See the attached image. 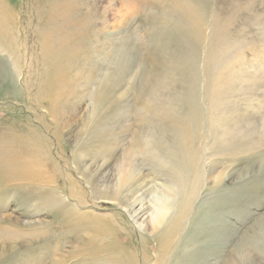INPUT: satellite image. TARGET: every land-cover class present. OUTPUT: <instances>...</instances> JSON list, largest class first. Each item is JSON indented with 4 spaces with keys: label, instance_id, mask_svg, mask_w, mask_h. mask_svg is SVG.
I'll use <instances>...</instances> for the list:
<instances>
[{
    "label": "rangeland",
    "instance_id": "1",
    "mask_svg": "<svg viewBox=\"0 0 264 264\" xmlns=\"http://www.w3.org/2000/svg\"><path fill=\"white\" fill-rule=\"evenodd\" d=\"M0 29V264H117L120 254L142 264L143 251L154 264L156 235L144 239L114 194L119 165L133 134L168 144L162 118L189 109L195 199L158 263L183 264L209 222L221 246L202 249L203 264H264V0H0ZM42 39L67 47L55 60L61 82ZM141 158L131 175L151 180L146 204L159 187L173 196L163 164Z\"/></svg>",
    "mask_w": 264,
    "mask_h": 264
},
{
    "label": "bare ground",
    "instance_id": "2",
    "mask_svg": "<svg viewBox=\"0 0 264 264\" xmlns=\"http://www.w3.org/2000/svg\"><path fill=\"white\" fill-rule=\"evenodd\" d=\"M53 9H54V5L51 4L49 14H47L48 19L51 17H56V15L52 14ZM173 9L176 10L179 15H181L184 7L183 6L182 7L175 6ZM0 35H2L1 29H0ZM51 44H52L51 41H49L47 39H44V40L42 39V41H41V52L43 54V58H45L46 60H50V62H51L50 74L55 72V76L52 79H54L55 81L61 82L63 79H60V76H58V74H59L58 71H59L60 67L58 68L57 64L55 63V60L58 59L59 56L61 57V56L67 55L68 50H67V47H65L64 42L62 41V43H61V45L63 47L62 51L58 50L56 52H53L50 49ZM3 45H4V43H3ZM165 53L170 56L168 51H166ZM168 62H171V61H168ZM172 62L174 63L173 60H172ZM171 71L173 72V69L171 66H168V67L165 66L164 76L168 77L169 75H171ZM166 74H167V76H166ZM160 86H161V82L159 80L158 81L155 80L153 86H151L149 88L148 92L152 91L151 95H150V93L148 94V96H149V98H151V100H153V101L157 100V99L155 100L156 90H157V87L159 88ZM47 89H48V87H47ZM146 98H147V96H146ZM146 98H145V100H146ZM145 100L142 101V105L147 112H150L152 115H155L159 110H161L160 107H155L154 105H152L151 103H149L148 101H145ZM184 101H185V99H184ZM180 102H181V100H180ZM179 104L180 103H175L174 105H166V107H164V104H163L162 109H164L166 112H169L171 108H174V109L179 108L181 105V104L180 105ZM190 107H188V108H190ZM191 111H193V110L192 109L188 110V117L186 120H180V119L171 120L169 113H167L168 114L167 120L162 118V121L165 122L166 126L163 124L164 127L162 126L159 129V132H160V135H161L163 141L169 142L168 144L158 142L155 140L153 141L152 137L148 138L147 140L141 139L137 135L133 134L132 143L128 147V149L124 152L123 158H122L121 163L119 165V177L116 179V190L114 191V194H115L116 198L120 202L123 203V205H126L129 209L135 210L134 213H132L133 217L130 216L129 221H131V223L133 225H135V227L138 230L142 231V234H143L142 236L144 237V239H146V237L148 235H153V234L156 235L154 238L156 239L155 242H156V245L159 249H157L158 253H153L154 254V259H153L154 264H159L158 262H159V258L161 256V253H160L161 251H162V255L165 256L166 258L169 255L171 256V252L173 251V246H174L172 240L181 231H183V227H184L183 222L185 221V217H187L189 215L190 206L192 205L193 200L195 199V192L190 191V190L188 192V188L186 187L187 180L189 178V174H188V171H186V169H185V166H187V165L190 168H193L196 172L197 171L199 172V169H200L198 166V162H199L198 161L199 160L198 152H196V148H194V143H195L194 141H195V138L197 137V136L195 137V132L197 129V125H199V124H198V121L196 118V116H197L196 110H195L196 113L195 112L192 113ZM170 114H172V113H170ZM158 140L161 141L160 139H158ZM140 157H142L141 159L147 160V161L158 160L163 164L162 166H157V168L161 169L163 167L162 172H164V174L167 175L170 182L175 186L176 191H175L173 196L162 193L164 188L159 187L160 188L159 192H158V190L153 191V194H152V192H150V195L151 194L154 195L156 200L151 201L150 206L146 204L144 194L148 191L147 188L149 187L148 185L151 184V182H150L151 180L149 178H145L143 174H139L136 177H133V175H131V169L135 166L137 158H140ZM140 161H142V160H140ZM177 172H179L178 175H177ZM148 173H151V171H149ZM199 177H200V175H199ZM90 190L93 193H95V191H96L94 189H90ZM186 192H188V193H186ZM103 194H105V193H103ZM77 195L79 196L80 194H77ZM95 196H96V193H95ZM97 196H98V194H97ZM114 199L115 198H113V200ZM107 200H108V197H107ZM109 200H111V199H109ZM79 201L80 202H77L78 204H80L82 202L81 200H79ZM115 201H116V199H115ZM115 201L111 200V202H108L107 204L113 205V204H115ZM185 201L187 203H185ZM117 203L118 202H116V204ZM183 203H184V205L185 204L186 205L184 206ZM121 210H122V208H121ZM174 213H175V217L173 216ZM173 217H174V219H173ZM93 221H95V223H97V222L101 223L100 220H98V221L93 220ZM97 228H99V227H97ZM100 228H101V226H100ZM101 229H99L100 230L99 233H101ZM103 229L106 231L105 228H103ZM212 230H213V228H210L209 222L202 224L201 233L200 232L196 233L195 237H193L194 239H192V241L194 240V242H196L197 245H194L196 247L192 246V248L191 247L187 248V250L189 252L188 253L189 258L185 262L182 261L183 264H203L204 259L202 260V255L204 252H202L203 251L202 249H205L207 251V253H211V254H216V253H218V251H220L218 249V245L221 246L220 239L217 236H215V234L212 233ZM94 233L97 234L98 232L97 233L94 232ZM209 233L210 234L212 233V235H210ZM97 242H96V244H98L100 241L98 243ZM167 243H169V244H167ZM119 247L120 246L118 244L117 249H119ZM97 248H99V247H97ZM161 248H163V249L159 252V250ZM122 250H123V248H122ZM103 252H105V251H103ZM117 252H118V250H117ZM92 254H95V253L92 252ZM119 254H117V255H119ZM141 254H142V256H141L142 264H150V262L148 261L149 259H147L148 257L145 258L144 251ZM120 255L118 256L117 261H115V263L127 264V262L125 261V259L123 257L124 254H122V257ZM195 255H196V257H195ZM101 256H104V255L102 254ZM127 256H129V255H127ZM199 256L201 257V260H202L201 262H200V260H198ZM95 257H97V255ZM101 258L103 259V257H101ZM107 258H110V260H111L112 257L108 256ZM99 261H101V260H99ZM106 261H108V259ZM108 262L113 263V261H108Z\"/></svg>",
    "mask_w": 264,
    "mask_h": 264
}]
</instances>
